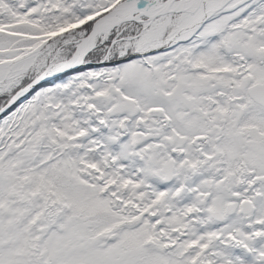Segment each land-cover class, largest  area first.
Returning a JSON list of instances; mask_svg holds the SVG:
<instances>
[{"label":"snow or ice","instance_id":"6c2138e0","mask_svg":"<svg viewBox=\"0 0 264 264\" xmlns=\"http://www.w3.org/2000/svg\"><path fill=\"white\" fill-rule=\"evenodd\" d=\"M0 264H264V0H0Z\"/></svg>","mask_w":264,"mask_h":264}]
</instances>
